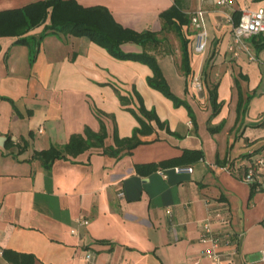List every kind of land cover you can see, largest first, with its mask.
<instances>
[{"label":"crops","instance_id":"crops-1","mask_svg":"<svg viewBox=\"0 0 264 264\" xmlns=\"http://www.w3.org/2000/svg\"><path fill=\"white\" fill-rule=\"evenodd\" d=\"M35 1L0 0V9ZM183 1L185 12H204L208 31L202 53L194 50L195 33L190 37V77L181 67L180 35L160 16L174 0H78L107 6L130 29L158 33L159 42L129 41L123 48L155 55L194 117L186 104L177 106L148 84L150 65L118 59L86 35L50 34L33 62L30 46L17 44V36H0V264H13L5 249L31 252L37 264H216L200 235L217 209L240 239L236 252L230 245L217 249L222 263L264 264V194L242 177L264 157V49L249 39V50H233L236 12L258 10L264 0ZM50 21L28 34L40 35ZM198 76L203 91L192 84ZM236 77L244 97L252 94L242 113ZM215 85L224 102L218 115L210 99ZM136 91L163 126L153 119V132L140 134L138 146L110 154L106 148L119 147L116 131L120 138L132 136L140 124L132 110L141 105ZM121 93L133 101L123 104ZM103 120V146L56 158L51 168L35 158L86 127L99 132ZM210 125L223 128L214 132ZM186 149L203 153L183 163L192 173L169 165L138 169L182 157ZM213 226L222 227L217 221Z\"/></svg>","mask_w":264,"mask_h":264},{"label":"trees","instance_id":"trees-1","mask_svg":"<svg viewBox=\"0 0 264 264\" xmlns=\"http://www.w3.org/2000/svg\"><path fill=\"white\" fill-rule=\"evenodd\" d=\"M174 1V6L165 9L160 16L165 20V28L174 30L180 35L179 37L183 47V64H181V67L188 77H190L193 73L191 67L192 57H190V37L195 33V29L191 24L192 12H185L183 0ZM242 16L243 14L237 11L233 23L238 24ZM48 19L51 21L43 28L40 35L33 36L28 34V32L35 29L36 26L44 23L46 24ZM53 33L59 34V36L65 34H74V36L86 35L90 40L108 49L110 53L118 59H131L145 62V64L150 65L154 73L149 77L148 84L160 89L165 96L173 99L177 106L186 104L190 114L194 117L189 102L176 96L164 72H162L159 59L155 55L144 51L130 52L123 48L122 44L129 41L132 43L138 42L144 44L159 42L157 32L152 30L138 31L130 29L114 18L107 6L93 5L92 7H87L79 3L78 0H37L18 8L12 7L7 8V10L0 9V36H17V44H27L30 46L33 53V55H31L32 62L36 59L42 41ZM249 39L257 47L258 51L264 49V32L261 34H253ZM236 84L239 87L240 98L237 109L238 112L242 113V111L246 109V106L249 105L252 94L248 95V99H246L242 92L241 83H239L237 77ZM218 91L217 85L212 87L210 91V99L213 104L212 113L214 115H218L224 105V102L220 101L218 98ZM135 95L141 101V105L138 111L132 110L134 114L139 117L140 124L134 129V134L132 136L120 138L118 131H116L115 141L119 147L111 146L106 148V151L110 154L118 155L125 147L133 149L138 146L140 142L144 141L140 138V134H149L153 132L154 129L150 123L153 119H157L159 124L162 125L161 118L156 111L147 109L144 101H142L141 94L136 91ZM119 97L123 104H129L133 101L130 94L121 93ZM210 127L214 132L220 131L223 128L221 125H210ZM84 132L85 133L82 134L74 133L68 143L63 147L55 145L51 146L50 149L37 152L34 154L35 158L42 160L46 166L51 168L56 158H67L69 155L78 156L89 148L97 147V145L103 146L105 138L108 137V131L106 130L104 120L99 132H94L90 130L89 127H86ZM9 141L10 139H8L7 143H9ZM202 154L201 150L186 149L182 157H173L166 161H154V163L140 164L138 169L142 170L144 168L154 171V169H158L159 167L164 168L168 165L172 167L181 166L185 162H189L197 157L200 158L203 156ZM249 167H246L247 169L244 175H242L243 179H245V175L248 174ZM251 185H253L252 190L254 191L256 184L254 183ZM4 252L6 258L13 264H37L36 257L31 252L24 253L10 249H5Z\"/></svg>","mask_w":264,"mask_h":264},{"label":"built area","instance_id":"built-area-1","mask_svg":"<svg viewBox=\"0 0 264 264\" xmlns=\"http://www.w3.org/2000/svg\"><path fill=\"white\" fill-rule=\"evenodd\" d=\"M225 0H220L224 2ZM205 14L201 10L192 12V21L191 24L195 29V34L193 35L192 43L194 50L198 52H204L208 47V42L206 36L208 35L207 28H205ZM234 49L236 51L239 49L249 50L250 43L248 39L253 34H261L264 32V5L261 6L258 10H247L244 12L241 20L238 24H234ZM201 77H194L192 84L195 85L199 90H204L205 86L202 83ZM174 169L179 172H194L193 167L190 164H182L181 166H174ZM162 171V170H160ZM165 176L166 173L162 171ZM245 180L250 184H256V188L259 191H262L264 194V157H258L250 165L248 174L245 175ZM217 213L215 217L211 216L208 219L203 221V233L200 235V240L203 242H208L211 244L210 249L205 250V254L208 257L215 259L216 264H223L221 254L217 251L219 247L223 246H232L234 252H236V246H238L239 238L235 234V231L228 229V217L223 214V211L220 209L216 210ZM219 222L222 225L221 228L217 229L213 226V222ZM85 222V221H84ZM73 232H76L75 229H72ZM264 252V249H263ZM94 254L92 252L87 253V259L93 261ZM264 260V259H263Z\"/></svg>","mask_w":264,"mask_h":264},{"label":"rangeland","instance_id":"rangeland-1","mask_svg":"<svg viewBox=\"0 0 264 264\" xmlns=\"http://www.w3.org/2000/svg\"><path fill=\"white\" fill-rule=\"evenodd\" d=\"M175 33H176V32H175ZM177 37H178V36H177ZM177 37H176V39L178 40L179 37H178V38H177ZM248 40H249V39H248Z\"/></svg>","mask_w":264,"mask_h":264}]
</instances>
